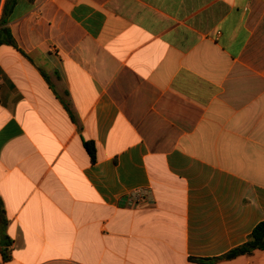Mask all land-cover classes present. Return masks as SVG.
Masks as SVG:
<instances>
[{
    "label": "crops",
    "instance_id": "crops-1",
    "mask_svg": "<svg viewBox=\"0 0 264 264\" xmlns=\"http://www.w3.org/2000/svg\"><path fill=\"white\" fill-rule=\"evenodd\" d=\"M8 26L0 264H264L227 257L264 222V0H14Z\"/></svg>",
    "mask_w": 264,
    "mask_h": 264
},
{
    "label": "trees",
    "instance_id": "trees-1",
    "mask_svg": "<svg viewBox=\"0 0 264 264\" xmlns=\"http://www.w3.org/2000/svg\"><path fill=\"white\" fill-rule=\"evenodd\" d=\"M13 1L14 0H7L3 8L2 17L0 19V46L2 44H11L13 46H16V43L11 33L10 27L8 26L9 13L11 11V4H13ZM86 146L88 148L89 153L91 154L92 159L95 160L96 148H95L94 143L87 142ZM0 220H1L2 226L6 224L4 211L1 206H0ZM2 238L4 241L9 239V237L5 235L3 232H2ZM256 249H264V222H261L256 226V228L251 233L249 240L246 243L233 249L227 255V257L233 258L239 255L250 253ZM4 251H5V248H4ZM4 258L6 260L8 259L7 253L4 254Z\"/></svg>",
    "mask_w": 264,
    "mask_h": 264
},
{
    "label": "built area",
    "instance_id": "built-area-1",
    "mask_svg": "<svg viewBox=\"0 0 264 264\" xmlns=\"http://www.w3.org/2000/svg\"><path fill=\"white\" fill-rule=\"evenodd\" d=\"M153 198L146 189H135L127 195V201L131 207H139L144 202H152Z\"/></svg>",
    "mask_w": 264,
    "mask_h": 264
},
{
    "label": "water",
    "instance_id": "water-1",
    "mask_svg": "<svg viewBox=\"0 0 264 264\" xmlns=\"http://www.w3.org/2000/svg\"><path fill=\"white\" fill-rule=\"evenodd\" d=\"M2 0H0V8H1Z\"/></svg>",
    "mask_w": 264,
    "mask_h": 264
}]
</instances>
